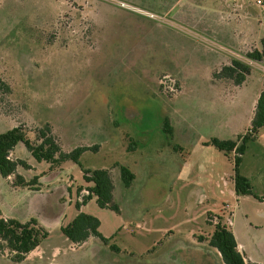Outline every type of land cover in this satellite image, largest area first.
<instances>
[{
	"label": "rangeland",
	"instance_id": "rangeland-1",
	"mask_svg": "<svg viewBox=\"0 0 264 264\" xmlns=\"http://www.w3.org/2000/svg\"><path fill=\"white\" fill-rule=\"evenodd\" d=\"M262 1L242 0L246 10L217 28L220 0H200L190 14L204 19L195 24L172 23L166 0H0V78L13 89L0 105V133L22 126L34 141L49 125L64 153L86 148L82 167L110 172L119 208H101L95 197L77 208L88 193L79 188L90 186L83 168L37 162L19 144L11 158L27 168L18 174L38 176L41 189L0 175V219H34L49 235L20 262L0 241V264H223L199 239L218 222L233 231L247 261L264 264V128L239 166L253 195L235 193V154L207 145L237 140L251 125L264 63L246 57L254 49L248 42L231 41L262 33ZM232 59L252 69L240 86L214 77ZM120 166L135 175L128 188ZM79 213L99 220L109 246L93 236L75 245L63 235Z\"/></svg>",
	"mask_w": 264,
	"mask_h": 264
},
{
	"label": "trees",
	"instance_id": "trees-1",
	"mask_svg": "<svg viewBox=\"0 0 264 264\" xmlns=\"http://www.w3.org/2000/svg\"><path fill=\"white\" fill-rule=\"evenodd\" d=\"M261 48H254L246 54V57L255 63H264V38L260 41ZM251 66L238 59H232L230 65L223 66L220 73L214 75L215 78L233 80L237 86L242 85L247 76L251 74ZM13 95L12 85L0 78V105ZM165 131L173 133L172 127L166 122ZM264 128V89L257 98V103L251 125L245 134L238 137L237 140H220L213 138L207 145L214 146L223 152L228 158L234 153L235 164V193L237 196L253 195L254 190L250 181L239 172V166L242 162V156L247 151L250 142L257 139L261 129ZM23 144L37 162H47L52 165L71 160L81 167L80 158L86 148H77L70 153H64L49 125L36 130L34 141L27 138L25 129L17 126L6 132L0 133V175L8 179L13 177L12 184L19 188H30L33 191H39V177L36 176L30 181H26L18 174L19 168H27L26 163L20 159L13 160L15 148ZM132 143H129L128 150H133ZM83 168V167H82ZM84 180L90 185L88 189L80 187L78 192L81 194L84 190L88 193L83 201L77 204L80 208L82 203L97 199L101 208H107L119 213L118 206L113 202L114 183L110 172L105 169L88 170L83 168ZM121 180L126 188L130 187L135 180V175L126 167L120 166ZM100 222L94 216L79 213L78 216L67 226L62 228L63 235L72 244H83L90 237H96L106 246L110 245V240L102 236L99 231ZM48 232L42 228L34 219L27 223H21L15 219H0V241L5 244V248L10 252L12 259L23 261L31 252L36 250L41 242L48 237ZM202 241H207L210 247L218 250L223 264H248L244 255L238 250L236 238L231 229L221 222L215 225L214 232L209 237H199ZM112 250L118 251L114 246ZM2 250V249H0ZM259 264V263H249Z\"/></svg>",
	"mask_w": 264,
	"mask_h": 264
},
{
	"label": "crops",
	"instance_id": "crops-1",
	"mask_svg": "<svg viewBox=\"0 0 264 264\" xmlns=\"http://www.w3.org/2000/svg\"><path fill=\"white\" fill-rule=\"evenodd\" d=\"M144 1L146 2V0H144ZM201 1L204 2V0H201ZM124 3H126V2H124ZM183 3H185V4L182 5ZM126 4H128V3H126ZM129 5H131V4H129ZM199 5H200V0H171V1L166 0V4L164 5V14L165 15H172V18H171L172 23H175L176 19L186 21V22H189L191 24L200 23L204 19L203 18L204 14L200 15V17H197V18H194V15L190 14L191 13L190 11L192 10V8L197 7V6L199 7ZM133 7L144 10L143 8H139V6H133ZM217 7L218 8L216 11V18H215V21L218 22V24H216V26H215L217 28L221 27L225 20H227V19L233 20V19H235L234 18L235 15H238L242 11L246 10V6L242 3V0H220ZM144 11H147V10H144ZM148 11L150 13H154V14L158 15L157 13L151 12L150 10H148ZM202 12H203V10H200L197 14H200ZM148 19H150V18H148ZM150 20H152V19H150ZM260 25L264 26L262 23ZM262 30H263L262 31V33H263L264 27ZM262 33L260 31V33L257 34L258 36H254L252 38L249 37L248 41H246L247 38H244V40H243V38H240L241 41L236 40V42L231 41V43L233 44V46L239 47V45L240 46H243V45L247 46L246 44L248 42V47L250 46L251 49L252 48L260 49L261 48L260 41L264 38V34H262ZM233 37H235V35H233ZM225 66H228V64H225ZM11 178L12 177H9L8 180H12ZM235 238H236V236H235ZM236 242L238 245V250L242 253V246L238 243L237 239H236ZM246 262L252 263L249 260L248 261L246 260Z\"/></svg>",
	"mask_w": 264,
	"mask_h": 264
},
{
	"label": "built area",
	"instance_id": "built-area-1",
	"mask_svg": "<svg viewBox=\"0 0 264 264\" xmlns=\"http://www.w3.org/2000/svg\"><path fill=\"white\" fill-rule=\"evenodd\" d=\"M119 4H120V7L123 9L134 11L138 14H141V15L146 16V17L153 19V20H158V17L154 13H150V12L138 9V8L133 7V6L126 4L124 2H119ZM256 4L257 5H263V1L262 0H256Z\"/></svg>",
	"mask_w": 264,
	"mask_h": 264
}]
</instances>
